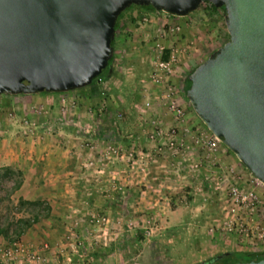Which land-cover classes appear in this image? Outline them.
Masks as SVG:
<instances>
[{
    "label": "rangeland",
    "instance_id": "obj_1",
    "mask_svg": "<svg viewBox=\"0 0 264 264\" xmlns=\"http://www.w3.org/2000/svg\"><path fill=\"white\" fill-rule=\"evenodd\" d=\"M163 15L134 4L122 11L113 39V75L106 81L83 90L0 95L1 158L40 164L55 152L77 159V168L65 173V200L59 202L67 211L59 215L47 213L44 200L19 203V192L4 199L17 173L6 174L0 162V226L8 229L6 236L0 234V250L20 241L46 258L45 264H94L91 256L118 250L122 242L131 246L133 264H212V257L224 251L264 252L262 184L247 180L261 198L262 236L209 230L223 214L232 177L244 181L253 174L223 143L216 157L196 140L211 133L183 87L193 69L227 41L225 11L202 1L186 16ZM165 19L179 23V32L155 35ZM170 52L172 70L156 82V59ZM168 86L180 114L170 107ZM80 179L87 188L83 198L75 193ZM127 185L146 196L128 205L119 197ZM95 193L100 202L118 197L127 207L115 201L109 212L104 203L88 199ZM172 210L176 214L169 218ZM34 213L37 220L15 236L16 219H32ZM169 221L174 224L163 227ZM0 264L11 262L0 254Z\"/></svg>",
    "mask_w": 264,
    "mask_h": 264
},
{
    "label": "water",
    "instance_id": "obj_2",
    "mask_svg": "<svg viewBox=\"0 0 264 264\" xmlns=\"http://www.w3.org/2000/svg\"><path fill=\"white\" fill-rule=\"evenodd\" d=\"M223 7L229 38L188 75L186 97L206 127L264 184V0H0V95L86 87L113 56L131 4L186 16ZM231 264H264L258 260Z\"/></svg>",
    "mask_w": 264,
    "mask_h": 264
},
{
    "label": "built area",
    "instance_id": "obj_3",
    "mask_svg": "<svg viewBox=\"0 0 264 264\" xmlns=\"http://www.w3.org/2000/svg\"><path fill=\"white\" fill-rule=\"evenodd\" d=\"M155 12H159L156 11ZM174 16L164 12L163 17ZM144 20L150 21V17L144 16ZM180 25L177 22L171 20H164L161 23L160 29L156 31L155 35L162 37L172 35L179 32ZM163 47H159V51L162 52ZM168 58H162L160 55L159 59H156L155 67L153 68L152 77L156 82L161 81L164 77L167 78L166 73L171 72V63L175 60L174 53L170 52L167 55ZM167 97L171 100V109H174L177 114L181 113L180 109H176L174 105V96H171V86H168ZM148 104V102H146ZM175 129H171L170 135H173ZM211 135L202 133V136L197 138L210 153L213 154L219 150L220 144L222 143L210 130ZM170 145L172 141H170ZM216 155V154H214ZM210 156V155H209ZM218 157V155H216ZM239 181L238 178L232 177V181L227 185L224 195V209L222 210V216L211 223L209 230L211 232H225L227 234H235L241 236H262L263 232L260 231L258 223V205L261 200L255 186L247 184L256 182L264 185L254 175L250 178ZM46 247V245L44 246ZM0 254L7 260H10L11 264H45L46 258L39 256L31 245L24 244L23 242L17 241L13 245L6 249H1Z\"/></svg>",
    "mask_w": 264,
    "mask_h": 264
},
{
    "label": "crops",
    "instance_id": "obj_4",
    "mask_svg": "<svg viewBox=\"0 0 264 264\" xmlns=\"http://www.w3.org/2000/svg\"><path fill=\"white\" fill-rule=\"evenodd\" d=\"M185 86H186V82H183V87ZM0 153H3V151H1V148H0ZM54 154L55 152L52 154L53 156L52 160L49 159L46 163H40V164H35L32 161L28 162V164L22 163L18 161L17 157L4 159L1 158L2 156L0 157V162L4 161V163H1L2 166L1 168L4 169L8 168L11 171V173L13 172L17 173V180L19 181V186L11 193L19 192V197H18L19 203H24V204L33 203V202L35 203L36 199L44 200V203L46 204V208H47L46 212L54 213V214L58 213L59 215L67 211L66 203L62 205L59 202L60 200H65V198L63 197L65 195H63L62 193L64 183L68 181V177L65 175V173L68 170L77 168L76 166L77 159L74 158L73 160V157H69V156L63 158L58 155L54 156ZM83 182L84 181L82 179L79 180V185L77 186L75 191L77 196L81 198L84 197V193H86L85 191L87 190V188H84L85 185L82 184ZM82 188H84L85 191H83ZM91 191L93 192V190ZM145 192H146L145 190L142 191L141 188L139 187L127 185L126 191L119 197L121 199H126L127 204L129 205L130 201H132L135 198L143 199L146 196ZM87 195H88V199L96 204L103 205L104 203L106 208L109 210V212L115 208V201L119 203L118 197H116V199L112 201L109 200L107 202H100L98 200L99 195H97L96 193L92 195L89 194ZM70 200L71 199H69V201ZM122 206L127 207L126 203L123 204ZM126 210L129 211V208H127ZM173 213L176 214L175 210H172L168 213L169 218L170 216L173 215ZM32 223L28 227H30ZM173 224L174 223L169 221L166 222V224L163 225V227L164 226L169 227L170 225L172 226ZM130 250H131V246L126 242H124V244L122 242L118 246V250L110 249V251H108L107 254L99 255L97 258L95 256H91V258L94 257V264H133L134 256L130 255ZM235 250L237 251V249Z\"/></svg>",
    "mask_w": 264,
    "mask_h": 264
},
{
    "label": "trees",
    "instance_id": "obj_5",
    "mask_svg": "<svg viewBox=\"0 0 264 264\" xmlns=\"http://www.w3.org/2000/svg\"><path fill=\"white\" fill-rule=\"evenodd\" d=\"M212 7L214 9H216V7L213 4H212ZM141 8H143V7H141ZM144 8L153 9L150 5L146 6ZM221 8L223 9V7H221ZM121 14H122V12H121ZM121 14L118 16V18L116 20V23L114 25L115 30L117 28L118 20L121 17ZM228 38H229V35H228ZM113 44H114V40L112 41V46H113ZM112 75H113V67H112V58H111L108 61L107 67L98 75L99 82L108 80ZM95 83H98L96 81V79H94L92 81L91 85H93ZM188 84H189V81L186 78L185 91H186V89L188 87ZM87 87L88 86L82 87V88H77V90H83V89H86ZM43 93H45V92H43ZM107 136H109V132L107 133ZM5 171H6L5 172L6 174L11 173V171L8 168H5ZM18 186H19V181L17 179H14L13 183H12V185H11V187H10L9 191L7 192L6 197L4 199H8L10 193L13 190H15ZM36 220H37V215L36 214H33L32 219L29 218V217H26V218L25 217H18V219H16V222H17L16 229H14L15 236H17L18 234L22 233V231H24L26 227H28L32 222H34ZM7 232H8L7 228L0 226V234L6 236ZM247 254H251L253 256L250 257V258H246V259L245 258L241 259V258H238V256H237V255H247ZM263 256H264V252L256 253V252H253V251L229 250V251H224V252L219 253L218 255L213 256L211 260L213 261L212 264H231V263H233L235 261H247V260H251V259L258 260V259H260Z\"/></svg>",
    "mask_w": 264,
    "mask_h": 264
}]
</instances>
